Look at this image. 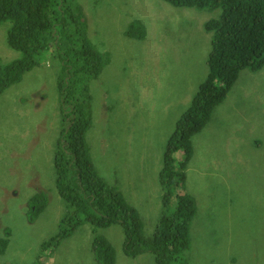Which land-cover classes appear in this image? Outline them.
<instances>
[{
	"label": "rangeland",
	"instance_id": "374dc122",
	"mask_svg": "<svg viewBox=\"0 0 264 264\" xmlns=\"http://www.w3.org/2000/svg\"><path fill=\"white\" fill-rule=\"evenodd\" d=\"M75 1L88 42L106 55L84 98L89 156L97 174L137 211L150 238L164 209L158 175L167 141L208 73L212 34L205 24L219 9L163 0ZM9 26L0 24L1 64L20 57L7 45ZM62 70L46 52L0 94V264H96L95 237L112 247L114 264H156L151 253L125 255L118 224H82L44 246L56 237L67 206L53 167L66 126L59 111L58 84L68 79ZM191 146L178 192L196 210L189 247L175 264H264V66L239 72ZM175 199L173 193L169 207Z\"/></svg>",
	"mask_w": 264,
	"mask_h": 264
},
{
	"label": "trees",
	"instance_id": "16d2710c",
	"mask_svg": "<svg viewBox=\"0 0 264 264\" xmlns=\"http://www.w3.org/2000/svg\"><path fill=\"white\" fill-rule=\"evenodd\" d=\"M163 1L174 7L219 9V16L205 24L206 32L212 34L208 73L168 138L158 175L164 209L152 236L146 238L137 211L97 174L89 156L85 134L91 115L84 98H89V82L100 74L106 55L88 42L79 5L75 0H0V24L10 23L7 45L20 53L18 59L0 63V94L19 82L46 52L58 60L68 77L58 84L59 111L66 126L53 155L56 190L67 206L56 237L44 246L82 224L93 229L118 224L128 257L151 253L156 264H175L189 247V224L196 207L190 196L178 190H184L193 155L191 138L226 98L240 71L264 66V0ZM145 35L143 28V38ZM70 102L75 105L71 107ZM178 152L181 159L176 161ZM173 193L175 204L169 207ZM92 253L96 264L115 263L112 247L102 238L93 239Z\"/></svg>",
	"mask_w": 264,
	"mask_h": 264
}]
</instances>
